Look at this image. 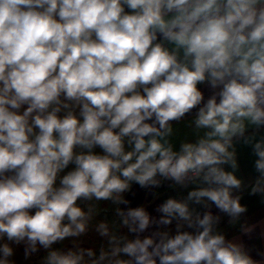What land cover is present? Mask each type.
<instances>
[{"label": "clouds", "instance_id": "obj_1", "mask_svg": "<svg viewBox=\"0 0 264 264\" xmlns=\"http://www.w3.org/2000/svg\"><path fill=\"white\" fill-rule=\"evenodd\" d=\"M194 109L195 139L176 149L173 124ZM262 130L264 0H0V264L14 245L42 264H264L193 207L247 212L240 142L264 198ZM164 181L192 188L158 219L116 208L131 237L101 221L98 252L78 243L94 202Z\"/></svg>", "mask_w": 264, "mask_h": 264}, {"label": "crops", "instance_id": "obj_2", "mask_svg": "<svg viewBox=\"0 0 264 264\" xmlns=\"http://www.w3.org/2000/svg\"><path fill=\"white\" fill-rule=\"evenodd\" d=\"M201 90L205 94L207 99L209 90L205 86H200ZM196 110L194 109L190 114L186 115L183 120L173 124V135L171 140L176 149L179 148L181 141L194 140V125L191 121L195 117ZM264 135V130L261 132ZM238 170L237 175L245 181L243 190L239 193L242 196V205L247 206V212L242 214L239 219L232 223L230 218L219 212L214 205H211L209 209H204L199 205H193L198 212L203 214L205 211H211L214 215L221 217L218 225L215 226V230L224 234L227 239L233 240L237 243H244L246 247L251 251V254L256 259H262L257 255V252L264 253V198L259 194L249 195L250 184L249 181L255 175L253 162L254 157L251 154V149L242 142L236 143ZM172 185L171 181H164L159 187L142 189L139 185L133 184L131 191L124 193V197L129 201L128 205H115L114 223L116 232L118 234H126L131 237L132 234L128 233L127 228L121 226V218L116 214V208L126 210L128 207H140L143 206L146 211L149 212L151 217L159 218L160 213L156 211L159 204L163 203L167 198L174 197L178 199H184L187 197L188 191L192 188L189 185L188 188H182L178 185ZM173 221V226L175 225ZM254 226V227H253ZM245 227H253V231L246 235L242 231ZM155 230L154 226H150L144 235L150 234Z\"/></svg>", "mask_w": 264, "mask_h": 264}, {"label": "rangeland", "instance_id": "obj_3", "mask_svg": "<svg viewBox=\"0 0 264 264\" xmlns=\"http://www.w3.org/2000/svg\"><path fill=\"white\" fill-rule=\"evenodd\" d=\"M94 203H96V213H94L93 219L90 223L89 231L86 235L78 238V243L85 248L91 247L98 252L101 243L106 244V238H101L98 235V233L95 231V226L101 221H106L109 224L110 230L116 231L115 223L113 220L115 215V207L114 204L111 203V201H101ZM57 246L67 249L72 246V241L71 239H66ZM13 247L14 256L12 257V259L14 260L15 264H42V258L46 254L43 250H40L26 259L24 255L23 245H14Z\"/></svg>", "mask_w": 264, "mask_h": 264}]
</instances>
